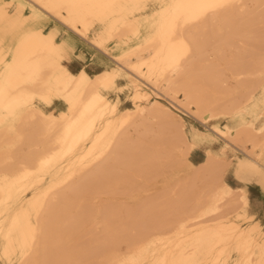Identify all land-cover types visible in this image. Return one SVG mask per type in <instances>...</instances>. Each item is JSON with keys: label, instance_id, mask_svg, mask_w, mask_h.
Instances as JSON below:
<instances>
[{"label": "bare ground", "instance_id": "6f19581e", "mask_svg": "<svg viewBox=\"0 0 264 264\" xmlns=\"http://www.w3.org/2000/svg\"><path fill=\"white\" fill-rule=\"evenodd\" d=\"M255 183L264 0H0V264H264Z\"/></svg>", "mask_w": 264, "mask_h": 264}, {"label": "rangeland", "instance_id": "374dc122", "mask_svg": "<svg viewBox=\"0 0 264 264\" xmlns=\"http://www.w3.org/2000/svg\"><path fill=\"white\" fill-rule=\"evenodd\" d=\"M52 22L57 24L58 30H59V35L61 34L62 38H65L67 34V29L64 24H62L59 21H53ZM79 44V46H78ZM76 50L83 55L84 59L82 60L83 62H86L89 64H93L95 67L94 69H100L104 67H109L114 64L113 58L111 54L105 53L102 51L100 48L95 46L94 44L91 43L90 39H84L80 40L77 43ZM126 80L122 79L120 80V83H124ZM151 91V90H150ZM111 97H115V94L113 93ZM183 98V96H181ZM121 108L125 107H131L133 106V102L130 97V93L125 91L121 93ZM161 101L172 108L173 110L177 111L178 114H180L184 120H186L187 123V128L188 132L186 130L183 131V135L185 136V140H189V136H192L193 132L192 129L193 127H197L200 130H208L211 127V124H204L199 118L194 116L192 113L182 109L181 107L178 106V110L176 109V104L171 102L168 98L162 97ZM172 122L176 124H181L176 117L172 118ZM218 123L221 125H225L227 121L225 120H220ZM190 134V135H189ZM223 143V140H219L217 138V142L214 144L216 148L220 147L221 144ZM204 158V149L199 148L196 150L193 155L192 159L194 162H200ZM228 181L233 185V186H239L240 183L236 181L231 175L228 176ZM249 198H250V206H249V213L254 215L253 221H259L261 224V230H264V189L261 188L259 184H253L249 186ZM243 222V225H248V222Z\"/></svg>", "mask_w": 264, "mask_h": 264}, {"label": "crops", "instance_id": "0c3cea01", "mask_svg": "<svg viewBox=\"0 0 264 264\" xmlns=\"http://www.w3.org/2000/svg\"><path fill=\"white\" fill-rule=\"evenodd\" d=\"M60 36H61V34H60ZM66 36V35H65ZM78 46H79V44H78Z\"/></svg>", "mask_w": 264, "mask_h": 264}]
</instances>
